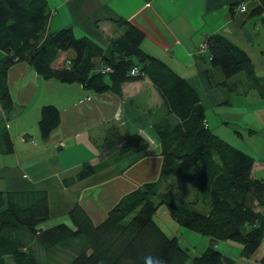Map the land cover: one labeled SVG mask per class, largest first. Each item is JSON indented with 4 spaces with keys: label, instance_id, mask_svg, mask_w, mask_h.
Masks as SVG:
<instances>
[{
    "label": "trees",
    "instance_id": "1",
    "mask_svg": "<svg viewBox=\"0 0 264 264\" xmlns=\"http://www.w3.org/2000/svg\"><path fill=\"white\" fill-rule=\"evenodd\" d=\"M258 1L252 14L261 17L264 0ZM49 14L48 0H0V51L4 53L0 59V154L13 153L5 127L14 109L8 71L17 63H27L44 80L78 84L86 91L119 98L123 84L147 78L159 93L164 111L158 122L150 124L158 137L161 168L157 180L126 193L98 224L77 204L67 213L69 224L43 227L49 220L45 191L0 192V264H7L6 257L13 264H40L41 258L23 240L25 236L32 238L49 260L56 250L71 248L73 253L63 264H235V259L211 246L190 260L177 238L168 237L155 223L158 205L154 198L173 172L206 199L209 210L199 213L196 201L182 204L164 194H160L159 205L166 206L176 223L211 242L240 244L239 258L251 259L264 240V180L252 174L255 157L208 127L198 93L168 65L142 50L144 34L131 23L117 20L122 34L102 47L87 36H75L71 28L47 32ZM260 21L262 24L263 19ZM204 43L208 72L221 75L218 86L224 87L236 77L243 76L247 82L255 78L247 52L225 36L210 35ZM67 52L72 53L69 65L63 59ZM97 58L101 68H109L111 73L94 70L93 59ZM134 68L137 73L131 75ZM258 92L264 95V89ZM169 116L178 123L171 125ZM60 120L55 105H43L37 123L41 138L46 140ZM98 148L100 167L83 163L68 184L90 177L102 165L113 164L129 153L150 156L141 133L124 136L119 126L105 130ZM260 264H264V256Z\"/></svg>",
    "mask_w": 264,
    "mask_h": 264
},
{
    "label": "crops",
    "instance_id": "2",
    "mask_svg": "<svg viewBox=\"0 0 264 264\" xmlns=\"http://www.w3.org/2000/svg\"><path fill=\"white\" fill-rule=\"evenodd\" d=\"M243 4L246 11L240 12L239 6ZM48 6L47 32L71 28L75 36H87L102 47L122 34L123 28L116 21H128L144 34L142 50L183 77L198 93L205 111V99H213L211 107L218 108L216 115L220 118L228 116L229 107L225 106L232 105L231 97L252 99L253 108L244 110L261 123L262 129L251 120H242L245 127L230 121L224 123L249 146L247 152L255 157L252 174L264 180V95L258 92L264 89V44L260 45L264 31L261 17L252 14L259 6L258 0H48ZM214 34L225 36L247 52L255 69L251 82L241 76L224 87L218 86L221 75L213 70L208 72L209 62L205 54H199L200 45ZM3 56L0 51V59ZM71 58L72 53H63L65 61ZM93 64L94 70L101 67L100 59H93ZM55 81L42 79L27 63H17L8 71L13 111L21 115L33 101L36 103L30 126L9 123V118L5 121L13 153L0 154V192L43 190L47 193L49 220H63L79 204L95 224L100 223L106 211L126 193L148 182L145 169L133 168L143 153H129L128 159L102 165L82 181L68 184L67 180L78 173L83 163L100 165L98 144L109 126H119L124 136L140 133L139 124L153 125L162 118V100L147 78L123 84L120 98ZM55 91L62 92V98H58L60 105L45 101ZM248 100L243 103L248 104ZM43 105H55L61 118L60 125L46 140L41 138L37 124L38 108ZM116 112L122 122L115 125ZM236 114L245 113L237 110ZM205 119L210 128L206 114ZM169 121L171 125L178 123L174 116H169ZM94 124L100 128L98 133L96 130L91 134Z\"/></svg>",
    "mask_w": 264,
    "mask_h": 264
},
{
    "label": "rangeland",
    "instance_id": "3",
    "mask_svg": "<svg viewBox=\"0 0 264 264\" xmlns=\"http://www.w3.org/2000/svg\"><path fill=\"white\" fill-rule=\"evenodd\" d=\"M261 27L264 31V27L262 26V24H261ZM263 44H264V37H261L260 45L262 46ZM202 45H205V43L203 42L200 45V47ZM200 47H199V54L200 55L205 54V53L200 52ZM100 68L101 67L97 69H100ZM106 72L111 73L110 70ZM11 79H12V76H11ZM144 79L145 78H143L142 80ZM134 82H137V81H134ZM40 91L41 90H39V92ZM45 98H47L45 101H48L56 105H60L61 99L58 100V98H62V92L55 91L53 94L49 96L47 95V97ZM247 100L248 99H246L245 101ZM245 101L241 99H237V97L235 96L231 97L232 105L225 106V107H229L226 109L228 112V116L225 118H220L219 115H216L217 113L216 109L218 108L211 107L213 99H205V103L207 107L205 114H206L207 120L210 121V128L214 131V133H217L219 137L225 139V141L229 142L232 146L247 152L249 151L248 149H250L249 146L243 143L241 138L236 135L235 130L232 127H227L226 124L224 123V121H230L232 124L237 125L238 127H241L243 125L242 120L243 121L251 120V123L252 122L255 123L254 124L255 127H257L258 129L263 128L261 123L256 121L252 114H246V110H244V109L249 110L253 108L251 105L252 99L249 98L248 104L243 103ZM35 103L36 101H33L31 106H29L27 109H24V112L22 110V114H25L24 116L22 114L18 115L17 112L12 111L9 117V123L14 122V124L18 126H23L26 124L30 126L31 123H29L30 122L29 119H32L33 108H34ZM38 109L40 112V107ZM237 110L243 111V113L245 114H242L243 116L242 115L238 116V114H236ZM117 112L115 114L116 120H117L115 121V125L122 122V118L121 120H119L118 116L120 115ZM246 118H251V119H246ZM113 124L114 123L112 122L111 125ZM249 125L251 124H248V126ZM101 127H105V126H101ZM242 127H245V126H242ZM98 128H100V125L94 124L90 133L91 134L95 133L96 130L98 133V130H99ZM105 129L106 127L104 128V130ZM138 129L140 130L141 136L144 138L145 144L148 145L146 151H148L150 156H146V157L139 159L136 162L137 164L135 163L136 165L133 168L145 169L144 175L145 177H147V181L148 182L155 181L158 179L160 168H161V156L159 155L160 149H159L158 137L153 127L150 125V123L139 124ZM100 144H101V140H100V143L98 144V147L100 146ZM135 154L136 153L134 152L132 153L133 156ZM128 157H129V154L125 158H122V160L128 159ZM126 161H129V160H126ZM159 193L166 195L168 200H173V201H176L182 204L196 201L195 210L199 213H207V211L209 210V206H208L206 199L203 198L202 196L201 197L197 196L191 184L183 183L179 181L175 172L171 174L168 182L163 184L160 187ZM160 194L154 198V202L158 205V208L154 214L153 219L155 223L165 232V234L168 237H176L179 245L188 250L190 260L193 257L199 256L206 247L211 246L217 249L218 251H220L221 253L235 259V264H260V261L264 256V240L260 248L257 250L256 254L253 255L251 259L243 260L239 258V252L241 248L240 244L232 242V241H212L211 242L210 238L206 236H202L201 234H198L195 231H192L176 223V221H174L172 217L170 216V214L168 213L166 206L164 204L159 205L161 201ZM59 223L69 224L70 222L68 220V217L66 216L63 220H61V218L48 220L47 222L44 223L43 227H51ZM98 223L99 222H96V224ZM23 240L28 244L30 248L34 250L35 254L43 260L42 261L41 259H39L40 264H63L68 260V258L73 253V250L71 248H65V250L60 248L59 250H56L55 252L52 253V258L51 260H49L47 259V256L44 250L38 247V245L35 244L32 238L25 236ZM46 259L47 261H45ZM6 261H7V264H13V261L10 257H6Z\"/></svg>",
    "mask_w": 264,
    "mask_h": 264
},
{
    "label": "built area",
    "instance_id": "4",
    "mask_svg": "<svg viewBox=\"0 0 264 264\" xmlns=\"http://www.w3.org/2000/svg\"><path fill=\"white\" fill-rule=\"evenodd\" d=\"M239 11H240V12H245V11H246V7H245L244 4L240 6ZM261 18L263 19L262 26L264 27V12L262 13ZM200 52H202V53H205V52H206V45H202V46L200 47ZM66 64L69 65V62L67 61ZM108 70H110V69H109V68H101V69H99V71H100L102 74L107 73L106 71H108ZM110 71H111V70H110ZM136 73H137V71H136L135 68L132 69L131 72H130L131 75H135ZM118 118H119V120H120V117H118Z\"/></svg>",
    "mask_w": 264,
    "mask_h": 264
}]
</instances>
